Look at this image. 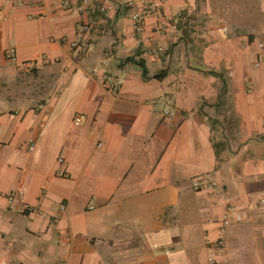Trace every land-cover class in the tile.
<instances>
[{"label":"crops","instance_id":"crops-1","mask_svg":"<svg viewBox=\"0 0 264 264\" xmlns=\"http://www.w3.org/2000/svg\"><path fill=\"white\" fill-rule=\"evenodd\" d=\"M133 12L0 0V264H209L230 206L222 263L264 264V0H164L141 38Z\"/></svg>","mask_w":264,"mask_h":264},{"label":"built area","instance_id":"built-area-1","mask_svg":"<svg viewBox=\"0 0 264 264\" xmlns=\"http://www.w3.org/2000/svg\"><path fill=\"white\" fill-rule=\"evenodd\" d=\"M119 3L120 6L128 9H133L134 12L132 13V21H133V30L135 33V36L137 38H141V35L143 31L145 30L147 20L152 16H159L161 18V21L156 23L153 27V32L155 34L161 35L162 33H167L168 31V25L164 23V18L166 17L163 12V4L164 0H106V3L104 0H95V6L96 9L102 13L105 14L109 10H111L114 7V4ZM171 23L174 22V26L178 28V24L181 21V16H178L177 18L170 19ZM89 25L85 24L81 26L80 34L79 36L74 40L68 39V34L65 33L60 40L67 41L72 48H82L85 47L88 44L89 39L84 35V32L89 30ZM222 30L224 32H227V28L223 27ZM106 29L103 28L101 30L102 33H105ZM69 40V41H68ZM139 40V39H138ZM140 41V40H139ZM169 48V44L167 42L163 43L158 50H165ZM156 52H158L156 50ZM6 55L9 59H15L16 51L15 48L11 47L7 49ZM33 62H27L26 65H33ZM111 87L114 90H118L120 86V80L117 79L116 81L110 83ZM44 105H40V109H44ZM164 111L166 114H172L173 109L172 107L165 106ZM81 121V116L78 114L74 118V123L78 124ZM35 142L34 140L30 141L29 144V150H32L34 148ZM60 162H63V158L61 157L59 159ZM61 175H65L64 171L60 172ZM218 185L217 181H209V182H196V187L199 190H210L215 189V187ZM226 215H224L223 218L220 220V225L218 227L219 230V236L216 240L209 242V256L208 261L209 264H223L221 259V254L225 247V237L224 232L226 230V227L233 221V220H240L241 216L239 214H234L232 212L233 207L230 206L227 208Z\"/></svg>","mask_w":264,"mask_h":264},{"label":"trees","instance_id":"trees-1","mask_svg":"<svg viewBox=\"0 0 264 264\" xmlns=\"http://www.w3.org/2000/svg\"><path fill=\"white\" fill-rule=\"evenodd\" d=\"M182 23H183V16H181V21L178 24V29L182 30V34H183V32L186 31V29H187L186 27L187 26L182 24ZM127 62H132V63L138 65L141 68V70H142V75H143L144 78L147 79V78L150 77L149 70H148V68H147V66L145 64V60L143 58H137L136 56H129V57H127L124 60V63H127ZM209 73H212V74L218 75V76L220 75V77H222V74H219V73H217L215 71H210ZM166 74H167V71L162 70L158 74L153 75V77L156 78V79L161 80V79H163L166 76ZM222 82H223V84L221 86V89H220L221 92L220 93H223V91H225V87H226L225 80L222 79Z\"/></svg>","mask_w":264,"mask_h":264},{"label":"rangeland","instance_id":"rangeland-1","mask_svg":"<svg viewBox=\"0 0 264 264\" xmlns=\"http://www.w3.org/2000/svg\"><path fill=\"white\" fill-rule=\"evenodd\" d=\"M183 15V14H182ZM181 15V16H182ZM182 24H184V25H186L187 26V28H188V24H189V17L187 18V16H185V15H183V23ZM219 129V128H218ZM220 130V129H219Z\"/></svg>","mask_w":264,"mask_h":264}]
</instances>
